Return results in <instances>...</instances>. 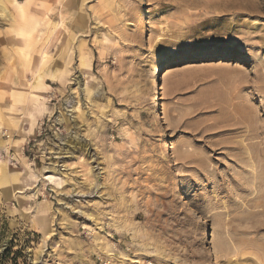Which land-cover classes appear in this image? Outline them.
I'll return each instance as SVG.
<instances>
[{
	"label": "rangeland",
	"instance_id": "rangeland-1",
	"mask_svg": "<svg viewBox=\"0 0 264 264\" xmlns=\"http://www.w3.org/2000/svg\"><path fill=\"white\" fill-rule=\"evenodd\" d=\"M1 2L0 264H264V0Z\"/></svg>",
	"mask_w": 264,
	"mask_h": 264
},
{
	"label": "bare ground",
	"instance_id": "bare-ground-1",
	"mask_svg": "<svg viewBox=\"0 0 264 264\" xmlns=\"http://www.w3.org/2000/svg\"><path fill=\"white\" fill-rule=\"evenodd\" d=\"M0 13H1L2 16H3V15H6V13H5V9H4V7L1 6V5H0ZM32 87H33V86H32ZM74 108H75V107H74ZM49 169H51V170H50L51 172H50V174H49V176H48L47 178H46L45 176H43L44 179L50 181L51 184L54 183L55 186H59L61 183L58 182V179H59V178H57L56 170L53 169V168H49ZM58 177H59V176H58ZM60 180H61V179H60Z\"/></svg>",
	"mask_w": 264,
	"mask_h": 264
},
{
	"label": "crops",
	"instance_id": "crops-1",
	"mask_svg": "<svg viewBox=\"0 0 264 264\" xmlns=\"http://www.w3.org/2000/svg\"><path fill=\"white\" fill-rule=\"evenodd\" d=\"M0 5L4 7V9H5V13H6L7 17L10 18L11 15L7 12V8H6L5 5L1 2V0H0ZM23 8H24V6L21 5V9H23ZM59 27H61V26H60V25H57V28H59Z\"/></svg>",
	"mask_w": 264,
	"mask_h": 264
}]
</instances>
